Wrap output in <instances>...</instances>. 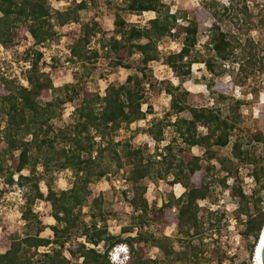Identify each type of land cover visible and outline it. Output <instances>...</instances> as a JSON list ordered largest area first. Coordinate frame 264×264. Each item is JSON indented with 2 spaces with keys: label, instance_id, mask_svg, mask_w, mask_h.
<instances>
[{
  "label": "trees",
  "instance_id": "obj_1",
  "mask_svg": "<svg viewBox=\"0 0 264 264\" xmlns=\"http://www.w3.org/2000/svg\"><path fill=\"white\" fill-rule=\"evenodd\" d=\"M121 3L114 7L113 30H104L95 15L81 23L80 13L92 10L97 0H73L66 11L57 12L61 26L74 22L81 27L78 37L73 32H68L67 37L71 61L79 63L82 72L74 74V83L55 86L44 70L41 50L58 38L49 0H0V45L6 48L21 42L29 45L22 72L26 85L6 79L0 73V116L5 123L1 129L0 120V177L9 189L20 187L24 200L20 220L27 228L22 232L18 219L0 221V240L8 244V249L0 252V264H74V260L79 264H113L110 252L119 245L129 249L128 264H225L227 256L220 247L209 251L204 244L206 232L220 233L222 227L223 215H219V210L212 212L201 206V202L214 198L216 185L236 201L234 219L243 225L240 235L246 240L250 255L255 253L264 229L261 196L264 132L256 130L247 137L253 151L244 148L243 138L238 137L230 155L220 154L219 150L231 144L239 127L241 107L248 102L236 100L228 104L234 80L205 79L215 105L193 108L188 104V93L181 91L180 86L191 76L192 66L199 63V53L195 51L202 35L207 36L205 46L212 53L204 61L210 74L225 77L228 62L240 64L238 77H243L240 83L255 69L264 74L261 58L264 38L257 41L252 35L253 31L264 33V8L254 14L248 0L227 3L210 0L196 4L189 13L167 6L164 0H121ZM107 4L111 8L109 1ZM149 12L156 16L145 27L130 24L123 17V13ZM209 18L214 20L211 26L206 24ZM164 38L175 44L165 57V65L179 80V86L166 83L165 91L171 96L170 110L165 119L153 122L146 133L160 143L165 128L172 126L175 138L164 147L165 153L156 155H146L128 143L119 149L117 133L152 113L151 107L143 109L148 103L149 66L159 61L158 44ZM95 40L111 68L137 70L124 83L109 85L104 95L91 91L87 81L104 74L97 65L99 52L88 50ZM137 55L139 58L134 63L132 58ZM79 97L81 102L74 111L73 124L56 129L54 120L61 109ZM227 104L225 115L222 106ZM186 113L188 117L183 116ZM259 113L264 119V103L259 105ZM194 147L205 150L208 164L192 152ZM258 150L263 154L254 152ZM125 163L129 166L127 179L133 189V198L129 200L132 212L126 213L124 205L117 206L118 211L124 212V224L121 233L114 235L110 232L113 219L103 209L97 186ZM239 165L253 167L257 188L251 195L245 193L238 178L233 185L228 184L229 178L238 175ZM38 166L45 173L71 170L74 175L71 188L56 191L50 180L43 192ZM218 172L224 175L219 177ZM154 176L165 182L166 192L170 187L167 202L161 208L150 206L147 187L142 185V181ZM169 177L173 178L170 182ZM174 185L183 188L180 196L172 191ZM39 200L50 204L53 225H43L34 210ZM85 208L87 213L83 212ZM86 217L89 222H85ZM155 224L175 225L176 236L171 238L148 229ZM46 229H50L52 237L42 235ZM81 238L84 241L78 242ZM152 248L161 252V259L151 256Z\"/></svg>",
  "mask_w": 264,
  "mask_h": 264
},
{
  "label": "rangeland",
  "instance_id": "obj_2",
  "mask_svg": "<svg viewBox=\"0 0 264 264\" xmlns=\"http://www.w3.org/2000/svg\"><path fill=\"white\" fill-rule=\"evenodd\" d=\"M73 0H49L52 11V22L55 25V30L58 33V38L55 41L45 44L41 47L44 53L45 63L44 70L50 74L54 81L55 86H62L64 84L75 82L74 74H81L82 68L79 63L71 61V50L69 47L70 41L67 37L68 32H73L77 37L80 35L81 27L79 24L69 22L63 26L58 23L56 18L57 12H64L69 7ZM80 2V0H77ZM109 1L112 6H108ZM210 0H164V4L179 11H185L191 13L196 4H202ZM227 3L228 0H216ZM250 8L254 14L264 8V0H248ZM122 5L121 0H97V4L92 10L87 9L80 13L81 23H86L90 19V16L95 15L100 25L104 30H113L115 21L114 7ZM154 13H143L141 18L135 17L134 14L123 13L124 19L130 24H136L140 27L149 26V22L155 18ZM257 21V18L255 19ZM144 21L146 24H144ZM214 23L212 18L206 21L207 26H211ZM252 35L255 40L264 38V33L253 31ZM207 42V36L202 35L199 38V42L195 53L197 55L198 62L192 66L191 76L180 86L181 91L188 93L187 99L189 106L193 108L214 107L215 99L208 91L206 86L207 80H214L218 82L221 78L224 82H230L234 80V85L229 90V103H233L236 100H246L248 104L241 107L239 112L240 122L238 129L231 138V144L219 150V153L225 156L231 154L233 143L236 138H243L245 146L251 151L254 149L248 144L247 137L251 132L256 130H262L264 132V119L260 117L259 105L264 103V74L255 69L254 73L244 79L243 83H240L238 77L239 63L228 62L229 66H225L226 76L219 77L214 76L207 70L204 61H206L212 53L208 51L205 44ZM161 56L159 61H156L149 66V73L151 79L149 84L146 85L148 103L144 105L143 109L146 111L150 107L152 113L147 115L144 120L135 122L129 128H122L117 133V140L120 142L121 149L126 143L131 145L133 149H141L146 155H156L157 153H165L164 147L171 143L175 138V129L172 126L165 128L164 140L157 143L154 139L149 137L146 133L147 128L157 121L165 119L166 113L170 110L171 96L165 91L166 83H171L174 86H179V80L176 79L174 73L165 65V57L173 50L175 44L169 38H164L158 44ZM29 45L26 42H21L17 46L6 48L0 45V73L3 77L9 80H16L18 84L26 85L25 78L22 72L25 69L26 63L24 62L25 51ZM88 50H97L100 57L97 61L98 67L103 71L102 76L94 75L87 79L88 87L91 91L99 92L104 95L105 89L109 85H119L125 82L128 76L137 74L135 67L125 70L123 68H111L109 61L103 57L102 50L97 40L93 41L88 47ZM194 56V55H193ZM139 56H134L132 61L136 63ZM261 58L264 60V48L261 51ZM227 65V63H226ZM259 67V66H257ZM219 71V65L218 69ZM81 98H77L74 103L66 105L60 111V115L54 120L56 129H62L66 126L73 124V114L75 109L79 106ZM228 104L222 106V110L225 115L228 113ZM183 116H189L188 113ZM4 117L1 115L0 120L1 129L4 128ZM172 122L175 121V117H172ZM202 131V129H201ZM204 132L206 130H203ZM99 138H97L98 140ZM178 145H181L178 143ZM258 149V148H257ZM261 149V148H259ZM192 152L203 158L205 163V150L200 147H194ZM259 155L263 154L262 150L254 151ZM160 160V157H157ZM208 164V163H205ZM212 164L219 168L217 162L213 161ZM238 175L228 179V184L233 185L235 178H238L246 194L251 195L252 191L257 188L256 181L252 175L253 167L249 165H239ZM37 173L41 179V190L46 192V185L52 180V186L56 191L68 190L72 186L74 175L71 170L54 171L51 173H45L43 167H37ZM24 174H28L27 171ZM129 166L125 163L124 167L120 170L114 169V172L103 178L97 186V195L103 198V209L110 218L113 219L110 232L114 235L121 233L122 226L124 224V212L118 211L117 206H125V212L131 213L132 209L129 200L133 198V189L128 182ZM223 173H217V176L222 177ZM254 182H250L251 179ZM172 177L167 179L168 182L172 181ZM142 185L147 187L146 199L150 206L161 208L167 202L166 184L162 179L157 176L146 178L142 181ZM172 191L176 196H180L183 193V188L180 185H174ZM20 187L14 186L9 189L4 179L0 177V221L7 218L11 220L18 219V223L22 226V232L26 231L25 222L21 219V210L23 205L19 202ZM261 196L264 201V191ZM24 202V201H23ZM264 204V203H263ZM201 206L210 209V211L219 210V215H223V222L220 233L210 231L205 233L204 244L207 250H219L226 253L225 264H256V250L253 256L250 255L247 247V242L241 237L243 231V225H234L231 220L234 217V212L237 208V203L233 200L228 191L216 185L214 188V198L201 202ZM34 210L38 213L43 225L50 226L54 224V220L51 217V206L45 201H37L34 206ZM175 211V209H174ZM83 212H88V208H85ZM85 222H89V218H84ZM151 231H155L158 234H162L171 238L176 236V226L164 227L161 224H155L148 228ZM2 231L0 229V236ZM46 237H52L50 229H46L42 234ZM84 241L83 238L78 239V242ZM120 246V245H119ZM125 248L126 245H121ZM128 248V247H126ZM8 249V244L1 242L0 240V252H4ZM101 250V247H98ZM45 250V249H42ZM129 252V249H128ZM151 256L153 258H162L161 252L156 249H151ZM74 264H79V261L74 260Z\"/></svg>",
  "mask_w": 264,
  "mask_h": 264
},
{
  "label": "built area",
  "instance_id": "obj_3",
  "mask_svg": "<svg viewBox=\"0 0 264 264\" xmlns=\"http://www.w3.org/2000/svg\"><path fill=\"white\" fill-rule=\"evenodd\" d=\"M135 17L141 18V15H135ZM144 24H146L145 21H144ZM250 182H254V179L252 178ZM23 201L24 200L22 199V197H19V202L21 203V205L24 204ZM231 223L234 225L238 224V222L234 219V217L231 220ZM129 257L130 256H129V252L127 248H124L123 246H116L110 252V260L113 264H128Z\"/></svg>",
  "mask_w": 264,
  "mask_h": 264
},
{
  "label": "bare ground",
  "instance_id": "obj_4",
  "mask_svg": "<svg viewBox=\"0 0 264 264\" xmlns=\"http://www.w3.org/2000/svg\"><path fill=\"white\" fill-rule=\"evenodd\" d=\"M264 242V229L261 233V237H260V240H259V243L257 245V248H256V259H257V263L256 264H261V259H260V249H261V246Z\"/></svg>",
  "mask_w": 264,
  "mask_h": 264
},
{
  "label": "water",
  "instance_id": "obj_5",
  "mask_svg": "<svg viewBox=\"0 0 264 264\" xmlns=\"http://www.w3.org/2000/svg\"><path fill=\"white\" fill-rule=\"evenodd\" d=\"M260 259H261V264H264V242L260 249Z\"/></svg>",
  "mask_w": 264,
  "mask_h": 264
},
{
  "label": "clouds",
  "instance_id": "obj_6",
  "mask_svg": "<svg viewBox=\"0 0 264 264\" xmlns=\"http://www.w3.org/2000/svg\"><path fill=\"white\" fill-rule=\"evenodd\" d=\"M121 246V245H120ZM127 246H125V248H126ZM127 250H128V248H127Z\"/></svg>",
  "mask_w": 264,
  "mask_h": 264
}]
</instances>
